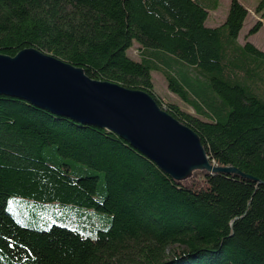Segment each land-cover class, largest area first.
Wrapping results in <instances>:
<instances>
[{
    "label": "trees",
    "instance_id": "1",
    "mask_svg": "<svg viewBox=\"0 0 264 264\" xmlns=\"http://www.w3.org/2000/svg\"><path fill=\"white\" fill-rule=\"evenodd\" d=\"M0 0V53L35 47L97 80L149 93L194 129L215 165L255 178L195 171L177 181L112 131L0 95V264H264V51L238 41L248 10L230 0ZM136 43L139 58L127 55ZM168 90L194 111L163 103ZM10 196L109 219L91 238L51 224L27 228Z\"/></svg>",
    "mask_w": 264,
    "mask_h": 264
},
{
    "label": "water",
    "instance_id": "2",
    "mask_svg": "<svg viewBox=\"0 0 264 264\" xmlns=\"http://www.w3.org/2000/svg\"><path fill=\"white\" fill-rule=\"evenodd\" d=\"M0 95L112 131L177 181L195 171L257 179L211 162L198 133L161 109L146 91L90 78L81 67L35 47L13 56L0 53Z\"/></svg>",
    "mask_w": 264,
    "mask_h": 264
},
{
    "label": "rangeland",
    "instance_id": "3",
    "mask_svg": "<svg viewBox=\"0 0 264 264\" xmlns=\"http://www.w3.org/2000/svg\"><path fill=\"white\" fill-rule=\"evenodd\" d=\"M202 1L204 4H210L214 0ZM215 1L217 2L216 7H210L207 9L208 14L205 20L206 26H217L221 24L227 16L230 0ZM238 1L243 2L249 10L245 18L244 25L239 32V40L243 42L245 40V35L251 26L257 20L261 19L259 14L254 12L255 7L260 0ZM249 36L247 38L250 39V42L258 47V49L264 51V24H262L261 28L257 32ZM138 50L137 44L133 43L130 49L127 50V55L133 59H138ZM150 77L154 86L153 91L155 95L161 99L163 106L172 102L177 104L182 110L195 115V111L189 105L168 90L167 81L160 71L151 70ZM194 173L195 172H193L190 178L193 177ZM5 209L18 223L27 228L47 229L51 226V224L57 223L69 226L73 229H78L84 235L91 238L96 235L98 230L107 229L109 224V219L106 216L94 213V211L85 213L73 212L69 208H58L57 206L49 203H42L32 198L10 196L6 201Z\"/></svg>",
    "mask_w": 264,
    "mask_h": 264
},
{
    "label": "crops",
    "instance_id": "4",
    "mask_svg": "<svg viewBox=\"0 0 264 264\" xmlns=\"http://www.w3.org/2000/svg\"><path fill=\"white\" fill-rule=\"evenodd\" d=\"M241 3H242V4L244 5V7L248 10L247 6H246L243 2H241ZM248 11H249V10H248ZM252 11H253V10H252ZM263 24H264V23H263ZM249 37H251V36H249ZM247 40L250 41V39H248V38H247ZM238 41H239L240 43H243L245 40H244L243 42L240 41V40H239V36H238Z\"/></svg>",
    "mask_w": 264,
    "mask_h": 264
},
{
    "label": "bare ground",
    "instance_id": "5",
    "mask_svg": "<svg viewBox=\"0 0 264 264\" xmlns=\"http://www.w3.org/2000/svg\"><path fill=\"white\" fill-rule=\"evenodd\" d=\"M128 49H130V48H128ZM200 172V171H199ZM190 178V177H189ZM175 180V179H174Z\"/></svg>",
    "mask_w": 264,
    "mask_h": 264
}]
</instances>
